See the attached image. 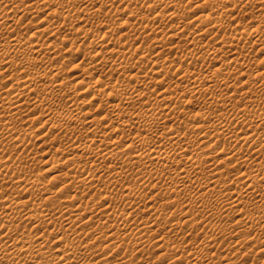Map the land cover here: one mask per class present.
I'll return each mask as SVG.
<instances>
[{
    "label": "bare ground",
    "instance_id": "1",
    "mask_svg": "<svg viewBox=\"0 0 264 264\" xmlns=\"http://www.w3.org/2000/svg\"><path fill=\"white\" fill-rule=\"evenodd\" d=\"M185 1L0 0V264H264V12Z\"/></svg>",
    "mask_w": 264,
    "mask_h": 264
},
{
    "label": "rangeland",
    "instance_id": "2",
    "mask_svg": "<svg viewBox=\"0 0 264 264\" xmlns=\"http://www.w3.org/2000/svg\"><path fill=\"white\" fill-rule=\"evenodd\" d=\"M110 1H115V0H110ZM188 1H189V0H186L184 3H182V4H183L182 6H184V7H185V6L189 7V6H191V4H193V6H195V5H197L198 3H201V2H202V0H199V1H198V0H192L191 3H190V2L188 3ZM256 1H257V0H256ZM259 1H260V2H259ZM259 1H257V3H256L255 0H252V4H255V5H253V10L251 11V13H252L254 16H258L259 14H262V12H264V11H263L264 9H262V10L260 9L261 11H260V10H257V9L259 8V7H257V6H259V5L261 4V0H259ZM253 2H254V3H253ZM258 2H259V3H258ZM187 3H188V5H187ZM195 3H197V4H195ZM185 4H186V5H185ZM256 5H257V6H256ZM262 5H263V7H264V2H263V1H262ZM262 5H260V6L262 7ZM187 7H186V8H187ZM189 8H190V7H189ZM191 8H192V7H191ZM191 10H192V11H191ZM191 10H187V11H188V13L191 11V14H193V16H194V18H195V16L198 14L199 10H197V9H193V8H192ZM193 10H194V11H193ZM248 10H250V9H248ZM248 10H247L246 12H248ZM195 11H196V12L198 11V12L196 13ZM44 13H45V11H42V13H40L39 16H43ZM188 13H187L186 15L189 17ZM252 14L248 13V15H246L245 17L248 18V16H249V15L251 16ZM253 15H252V16H253ZM187 16H186V17H187ZM260 16H264V13H263L262 15H260ZM26 17L29 18L30 16L28 15V16H26ZM186 17H185V18H186ZM190 17H191V15H190ZM190 17H189V18H190ZM123 18H124V17H123ZM189 18H188V20H189ZM260 18H261V17H260ZM185 20L187 21V18H186ZM185 20H184V21H185ZM23 21H25V18L23 19ZM247 23H250V22H249V19H247V22H245V24H247ZM78 24H81V23H78ZM24 25H26V23H25ZM24 25H22V26H24ZM40 25H41V23H39V20H38V19H34L33 22H32V24L29 25L30 27H29V26H25V27H27V28L33 30V29H35V28H37V27H40ZM74 25L77 27V24L74 23ZM25 27H24V28H25ZM88 27H89V26H88ZM24 28H23L22 31H25V29L27 30V28H25V29H24ZM165 28H166V27H165ZM29 29H28L27 31H29ZM166 29H167V28H166ZM225 29H228V28H225ZM116 30H119V31L117 32ZM116 30H114L115 32H112V35H113V36L116 35V37H117L118 34H119V32L123 31L124 29H123L122 27H121V28L119 27V28L116 29ZM100 31H105V29H104V30H103V29H100ZM228 31H229V30H228ZM228 31H227V32H228ZM76 34H77V33H76ZM60 36H61V35H60ZM228 36H229V35H228ZM62 37H63V35H62L61 37H59L58 39L60 40V38H62ZM116 37H115V38H116ZM58 39H55V40L57 41L56 43H58V42L60 43L61 40L59 41ZM75 47H77V46H75ZM255 47L257 48L258 46H255ZM207 48H208V47H206L204 50H206ZM263 52H264V51H262V52L260 53V55H261ZM63 54H64V55H63ZM63 54H61V53H60V54H57V55H59V56H62V57H61L62 59H60L61 61H59V58H60V57H59V56H56V58L58 57V58H57L58 60H56V61H58V62H62V60L65 61V59H63V58H67V57L69 56L68 59H69V58H70V59H69V60H68V59L66 60V61H67V64H68V61H70V62L72 61V62H74L73 64H75L74 67L76 66L77 62L79 61V58H82V55H83V53H82V54H81V53H80V54H76V55H74V56H70V55L65 54V53H63ZM78 55H79V57H78ZM63 56H64V57H63ZM65 56H66V57H65ZM75 56L77 57V59H74V58H76ZM219 56H220L222 59H223V58H224V59L222 60V59L220 58V61H219V62L216 61L217 64H216L215 62H213V65H215V66H216V65L219 66V64H221V63H220L221 60H222V62H223L224 60H227V58H228V55H227V56H226V55L222 56V55L220 54ZM225 56H226V58H225ZM56 58H55V59H56ZM86 59H87V57H86ZM73 60H75V61H73ZM87 61H90V59H87ZM75 62H76V63H75ZM70 64H71V63H70ZM73 64H71V65H73ZM64 66H65L64 68H66V70L64 69V72L62 73V74H63V77H65V76L67 77V76H68L67 78H68V79L70 78L69 80L73 81V80H74V79H73V78H74L73 75L78 76V74H80V73H78V70L75 71V69H73L72 66H70L69 64H68V65H64ZM210 67H211V66H210ZM67 68H68V69H67ZM70 68L73 69L74 71H72ZM211 68L213 69L214 67L212 66ZM69 69H70L71 71H70ZM237 72H238V71H237ZM235 74H238V73H235ZM93 75H94V74H93ZM117 75H119V77L122 76V75H120V73H119V74L117 73L116 75L114 74V76H117ZM72 77H73V78H72ZM78 81H79V80H78ZM78 81H76V82H78ZM86 81H87V80H86ZM86 81H85V82H86ZM132 83H133V82H132ZM80 86H82V85H80ZM80 86L78 87L77 90H79ZM158 86L161 88V85H158ZM159 87H158V88H159ZM160 88H159V90L161 91ZM77 90H76V91H77ZM77 94H78L77 92H75V93L73 94V98H74V99H75V97L78 98V99H79V98H83V97H85V96L77 95ZM74 96H75V97H74ZM192 106H193V107H192ZM190 108L196 110L197 107H196V106L194 107V105H191ZM38 118H41V117H38ZM38 118L36 119V120H38V121L36 122V120H35L34 122H36V123L31 125V127H34V126H35L37 129H34V128L32 129V130H33V134H35L34 136H36V137H33V138H32V140H31L32 143H31L29 146H30V147H34L33 145H35V149H34V150H35V151H39V152H41V150H43L45 147H44V146L39 147V145L42 143V140H41V139H37V138H38L39 135H41L42 132H44V131H43V129L39 128V126H37L38 122L41 121V120L38 119ZM41 119H42V120H45L44 117H42ZM187 119L190 120L191 118H190V119L187 118ZM34 122H33V123H34ZM29 124H30V123H29ZM27 125H28V123H27ZM28 126H30V125H28ZM38 128H39V129H38ZM30 139H31V138H30ZM122 143H124V142H122ZM123 151H124V150H123ZM222 155H223V154H222ZM220 156H221V155H220ZM37 165H38V166H37ZM37 165L34 166V169H35V170H36V168H38V170L42 168V167H41L42 164H37ZM39 167H40V168H39ZM142 214H143V216H148V215L150 214V212H145V213H142ZM233 218H234V217H233ZM179 243H180V241H179ZM180 244H181V243H180ZM176 245H177V244H176ZM184 245H185V244H184ZM241 248H242V247H241ZM244 249H245V247H243V248L241 249L242 252H246V251H247V250H244ZM152 250L154 251L153 253H155V249H152ZM255 253H256V252H255ZM255 253L252 252V253H251V256H249L250 254L244 256V258H242V262H247V261H249V262H247V264H251L250 261H252V259H253L254 255H255ZM252 254H253V255H252ZM152 255H155V254H152ZM137 256H138V255H137ZM255 256H256V257H254V258H260V257H261L260 254H258V253H257V255H255ZM152 257H153V256H152ZM150 258H151V257H150ZM150 258H149V259H150ZM156 258H157V257H156ZM156 260H157V259H155V257H153V258H151L150 261L156 263ZM158 262H159V261L157 260V263H158ZM172 262H173V261H171L170 263H171V264H176V263L178 262L177 264H185V262L183 263L182 259L179 260V261H175L174 263H172ZM167 264H169V262H167ZM257 264H260V262L257 263Z\"/></svg>",
    "mask_w": 264,
    "mask_h": 264
},
{
    "label": "snow or ice",
    "instance_id": "3",
    "mask_svg": "<svg viewBox=\"0 0 264 264\" xmlns=\"http://www.w3.org/2000/svg\"><path fill=\"white\" fill-rule=\"evenodd\" d=\"M5 87H7V85ZM61 259H63V254H61ZM162 264H167V261H163ZM245 264H247V262H245Z\"/></svg>",
    "mask_w": 264,
    "mask_h": 264
}]
</instances>
